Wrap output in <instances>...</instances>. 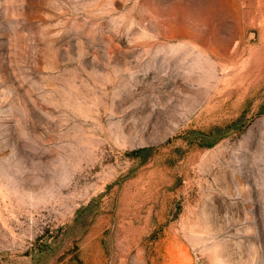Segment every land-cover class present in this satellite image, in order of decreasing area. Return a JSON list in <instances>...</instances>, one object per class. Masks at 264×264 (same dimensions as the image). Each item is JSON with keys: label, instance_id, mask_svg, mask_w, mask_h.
Instances as JSON below:
<instances>
[{"label": "rangeland", "instance_id": "374dc122", "mask_svg": "<svg viewBox=\"0 0 264 264\" xmlns=\"http://www.w3.org/2000/svg\"><path fill=\"white\" fill-rule=\"evenodd\" d=\"M0 264H264V0H0Z\"/></svg>", "mask_w": 264, "mask_h": 264}, {"label": "bare ground", "instance_id": "6f19581e", "mask_svg": "<svg viewBox=\"0 0 264 264\" xmlns=\"http://www.w3.org/2000/svg\"><path fill=\"white\" fill-rule=\"evenodd\" d=\"M255 67V66H254Z\"/></svg>", "mask_w": 264, "mask_h": 264}]
</instances>
